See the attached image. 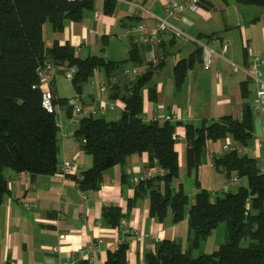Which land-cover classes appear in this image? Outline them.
<instances>
[{
    "label": "crops",
    "instance_id": "obj_1",
    "mask_svg": "<svg viewBox=\"0 0 264 264\" xmlns=\"http://www.w3.org/2000/svg\"><path fill=\"white\" fill-rule=\"evenodd\" d=\"M166 1L114 0V10L109 11L106 0H95L92 9L86 10L79 21L68 20L62 31L55 30L51 24L44 26L46 48L56 43L69 44L81 59L102 56L108 61H127L123 69L130 71L116 80L110 78L105 69H96L79 92L72 79L57 71L51 89L57 100H69V105H57L59 169L65 161L72 160L78 165L76 176H80L93 165V158L75 137L78 125L72 121L70 100L79 95L86 108L99 110L97 97L102 83L109 86L111 102L122 101L117 93H124L128 84L150 70L151 79L142 90L143 116L152 120L165 109L181 122L175 135L180 167L177 186L183 185L194 204L198 192L196 179L211 193L236 192L240 186L248 184L246 178L235 175L230 178L224 170L214 166L213 157L226 153L227 144L240 155L254 157L263 173L264 109L255 112L253 108L259 83L243 70L253 69L255 56L264 60V6L242 5L236 0H206L197 12L186 11L177 20L172 19L191 40L178 39L158 29L155 16L168 17L164 7ZM214 38L228 40L227 51H223L222 44H214ZM205 42L217 52L210 69L204 68L200 52V43ZM182 60H193V67L178 85L175 68ZM235 66L242 70L236 71ZM258 69L264 80V64ZM247 106L254 116L253 137L249 144L241 145L231 136L209 140L202 163L189 175L185 125H199L204 120L215 121L225 116L240 119ZM123 111H108L105 116L117 120ZM150 168L148 153L133 154L125 166L117 165L103 174L98 190L86 191L72 175L64 176L60 171L54 175H15L10 193L0 205V264H78L82 260L89 264H105L109 252L116 250L124 234L131 232L135 236L129 242L128 264H146V254L155 252L156 243L162 240H177L186 250L192 238L188 218L174 223L169 213L163 221H158L150 213L148 194L136 202L131 201L137 185L133 179L148 173ZM26 201L33 202L34 207H26ZM112 207L126 215L116 228L108 224L104 215L105 210ZM226 228L221 224L215 229L195 254L216 252L226 239ZM136 234L143 237L141 242L136 240ZM86 246H93L88 258L80 254ZM54 247L58 251L54 252Z\"/></svg>",
    "mask_w": 264,
    "mask_h": 264
},
{
    "label": "trees",
    "instance_id": "obj_2",
    "mask_svg": "<svg viewBox=\"0 0 264 264\" xmlns=\"http://www.w3.org/2000/svg\"><path fill=\"white\" fill-rule=\"evenodd\" d=\"M236 1L264 6V0ZM94 4L95 0H0V205L10 193L15 175H54L60 171L58 118L43 105L38 69L51 60L75 66L72 81L78 92L96 69H105L110 78L117 80L124 74L123 65L127 61L118 63L102 56L81 59L69 44L56 43L50 49L45 46L46 24L62 31L68 20L79 21ZM106 5L113 11L115 2L106 0ZM200 52L203 61L201 46ZM192 67L193 60L178 62L175 68L178 85ZM151 75L148 70L128 84L124 93L116 92L117 98L126 104L119 119L109 120L105 115L81 118L75 137L93 158V165L80 176H73L74 179L83 191L98 190L106 171L117 165L125 166L133 154L148 153L150 166L157 161L167 173L137 183L131 201L148 194L150 213L158 221L169 213L174 223L188 218L192 238L186 250L177 240L157 242L155 252L146 254V264H264V174L255 158L240 155L237 150L215 155L213 164L218 170H224L230 178L234 175L246 178L248 184L236 192L211 193L196 179L198 192L192 204L183 185L177 186L180 167L175 135L181 122L146 120L143 116L142 90ZM59 103L69 105V100L55 98V104ZM185 127L190 175L202 163L209 140L231 136L235 142L247 146L253 137L254 116L247 106L240 119L225 116L215 121L204 120L199 125L187 123ZM104 215L113 228L119 227L126 216L116 207L106 209ZM224 223L226 239L219 249L212 254L196 255L200 244ZM127 237L129 234H124L123 238ZM128 249L129 242L123 240L116 250L109 252L105 264H128ZM78 264L89 262L82 260Z\"/></svg>",
    "mask_w": 264,
    "mask_h": 264
},
{
    "label": "built area",
    "instance_id": "obj_3",
    "mask_svg": "<svg viewBox=\"0 0 264 264\" xmlns=\"http://www.w3.org/2000/svg\"><path fill=\"white\" fill-rule=\"evenodd\" d=\"M68 1H76V0H68ZM206 0H188L185 2H179L177 0H167L165 3L166 12L168 17L162 18L155 16L158 20V29L160 31H168L173 34L178 39H191L186 33L181 31L173 22L172 19L177 20L180 18L184 12L186 11H193L197 12L200 8L201 3H203ZM140 29H144L141 27ZM197 41V40H196ZM212 42L214 44L223 45V51H227L228 49V40L222 41L220 38H214L212 39ZM200 46L203 49V66L206 69H210L214 62V57L217 55V52L215 49L208 43H200ZM264 64V60L259 57L255 56L253 60V69L251 71H245L249 75H251L258 83L259 88L256 93V97L254 100V111L259 112L262 109H264V80L261 77V72L258 69L259 65ZM236 71L242 70L240 67L235 66ZM57 71H61L65 73L70 79H73L74 75L76 74V67L73 65H70L68 62H65L64 64H56L54 61H47L44 65H42L38 69V77L40 80V83L38 84V87L43 92V105L47 109L49 113H56L58 118V124L60 120V115L57 109V105L55 104V95L51 89V82L53 78L55 77ZM129 70H124V74L129 73ZM98 102L100 103L99 110L96 109H89L86 108L83 104V101L79 95H77L75 98L70 100V103L72 105L73 109V118L72 121L76 125L80 123V120L83 116L86 115H105L108 111H119V110H125V103L123 101L116 100L114 102H111L108 96V87L105 83H102L99 87V94H98ZM153 119L159 120L160 122H166V121H176V117L173 115H170L168 112H166L165 109L161 110V112L154 117ZM225 150H235L234 147L230 144L225 145ZM264 173V170H262ZM78 172V165L72 161H65L61 167L60 173L64 176H74ZM167 173V171L159 166L157 161L155 162V165L150 168L148 173L137 176L133 179V181L137 184L142 181H146L149 179H152L156 176H164ZM235 183L238 182V178H236ZM14 183V180L10 182V184ZM25 206L28 208L34 207V203L30 201L24 202ZM246 209H250V202L248 201L246 205ZM135 236L133 232L130 233L129 237L126 239L122 238L120 241V244L123 240L130 242L131 238ZM136 240L141 242L143 240V237L136 234ZM54 252L58 251L57 247L53 248ZM93 246H86L84 249L80 250V254L83 257L88 258V256L92 253ZM89 260V259H87ZM60 264H72L70 262L68 263H60Z\"/></svg>",
    "mask_w": 264,
    "mask_h": 264
},
{
    "label": "bare ground",
    "instance_id": "obj_4",
    "mask_svg": "<svg viewBox=\"0 0 264 264\" xmlns=\"http://www.w3.org/2000/svg\"><path fill=\"white\" fill-rule=\"evenodd\" d=\"M207 1H208V0H207ZM164 7H165V6H164ZM145 10H146V9H145ZM141 11H142V10H141ZM192 13H193V12H192ZM153 15H154V14H153ZM157 16H158V15H157ZM182 16H183V15H182ZM156 34H158V33H156ZM158 35H159V34H158ZM158 35H157V36H158ZM157 36H156V37H157ZM209 41H211V40H209ZM205 43H207V42H205ZM208 44H209V43H208ZM116 80H117V79H116ZM108 87H109V86H108ZM110 87H111V86H110ZM114 99H115V98H114ZM113 101H115V100H113ZM110 112H111V111H110ZM118 113H119V112H118ZM71 161H72V160H71ZM74 178H75V177H74ZM78 185H79V184H78Z\"/></svg>",
    "mask_w": 264,
    "mask_h": 264
},
{
    "label": "rangeland",
    "instance_id": "obj_5",
    "mask_svg": "<svg viewBox=\"0 0 264 264\" xmlns=\"http://www.w3.org/2000/svg\"><path fill=\"white\" fill-rule=\"evenodd\" d=\"M223 225V227H225L226 226V224L224 223V224H222Z\"/></svg>",
    "mask_w": 264,
    "mask_h": 264
}]
</instances>
